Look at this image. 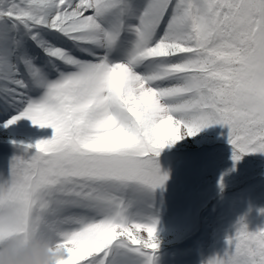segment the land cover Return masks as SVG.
Wrapping results in <instances>:
<instances>
[{
	"label": "snow or ice",
	"instance_id": "1",
	"mask_svg": "<svg viewBox=\"0 0 264 264\" xmlns=\"http://www.w3.org/2000/svg\"><path fill=\"white\" fill-rule=\"evenodd\" d=\"M51 136L0 168V246L57 264H154L162 150L226 127L231 159L264 154V0H0V127ZM146 233V237L143 235ZM206 264H264L243 218Z\"/></svg>",
	"mask_w": 264,
	"mask_h": 264
},
{
	"label": "rangeland",
	"instance_id": "2",
	"mask_svg": "<svg viewBox=\"0 0 264 264\" xmlns=\"http://www.w3.org/2000/svg\"><path fill=\"white\" fill-rule=\"evenodd\" d=\"M227 133L226 127L209 126L165 148L158 157L161 173L168 180L154 193L159 221L154 264H206L223 252L226 238L241 218L250 232L264 229V172L259 171L264 167V154L245 155L234 164ZM50 136V129L35 128L28 121L9 129L0 127V168H6L13 156L27 157L35 151L23 153L9 141L34 144ZM206 142H210L206 147L199 145ZM182 204L187 214L171 213V205L176 210ZM182 223L185 230L179 231L177 226Z\"/></svg>",
	"mask_w": 264,
	"mask_h": 264
},
{
	"label": "clouds",
	"instance_id": "3",
	"mask_svg": "<svg viewBox=\"0 0 264 264\" xmlns=\"http://www.w3.org/2000/svg\"><path fill=\"white\" fill-rule=\"evenodd\" d=\"M64 255L63 248L49 247L48 242L39 237L25 242L21 236L7 231L0 246V264H57Z\"/></svg>",
	"mask_w": 264,
	"mask_h": 264
},
{
	"label": "trees",
	"instance_id": "4",
	"mask_svg": "<svg viewBox=\"0 0 264 264\" xmlns=\"http://www.w3.org/2000/svg\"><path fill=\"white\" fill-rule=\"evenodd\" d=\"M219 137H217V139H218ZM200 141H202V140H200ZM217 142V141H216ZM221 142V141H220ZM224 143H227L226 141H223ZM210 143V142H209ZM208 142H206V144H204V143H200L199 145L200 146H207L208 144H209ZM209 147H212L211 145L209 146ZM212 153H214V154H219L218 153V151L217 152H215V151H213ZM214 164V163H213ZM213 168V167H212ZM259 171H263L264 172V167H261V169L259 170ZM203 190V189H202ZM221 191V190H220ZM193 198L194 197H192L190 200H192L193 201ZM191 201V202H192ZM190 202V201H189ZM170 209H171V213L172 214H177V212H179V213H182V212H185V214H187L186 212H187V209L185 210V208L183 207V204L182 205H178L177 207H176V210H175V208L173 207V205H171L170 206ZM194 211H196V210H194ZM183 222V221H182ZM181 223V222H180ZM177 229L179 230V231H184L185 229H184V223H182L181 225H179V226H177ZM184 236H186V235H184Z\"/></svg>",
	"mask_w": 264,
	"mask_h": 264
}]
</instances>
